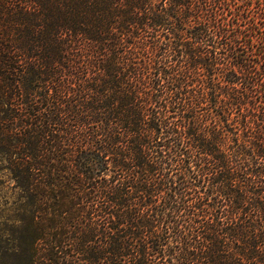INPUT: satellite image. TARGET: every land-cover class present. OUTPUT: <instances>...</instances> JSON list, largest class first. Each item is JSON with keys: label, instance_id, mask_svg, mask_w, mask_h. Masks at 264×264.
I'll return each instance as SVG.
<instances>
[{"label": "trees", "instance_id": "1", "mask_svg": "<svg viewBox=\"0 0 264 264\" xmlns=\"http://www.w3.org/2000/svg\"><path fill=\"white\" fill-rule=\"evenodd\" d=\"M5 204L0 264H264V0H0Z\"/></svg>", "mask_w": 264, "mask_h": 264}, {"label": "rangeland", "instance_id": "2", "mask_svg": "<svg viewBox=\"0 0 264 264\" xmlns=\"http://www.w3.org/2000/svg\"><path fill=\"white\" fill-rule=\"evenodd\" d=\"M3 184H4V188L2 190V192L4 193L5 197L7 195H9V191L8 188H7V185L9 184V182L7 181V177L6 176H3ZM7 204L3 205L1 208H0V227L2 228L3 226L7 228V225H6V217H7ZM5 221V222H4ZM3 223V224H2Z\"/></svg>", "mask_w": 264, "mask_h": 264}]
</instances>
